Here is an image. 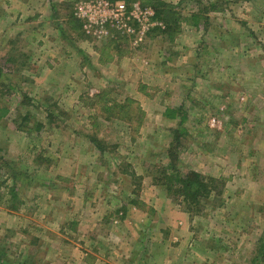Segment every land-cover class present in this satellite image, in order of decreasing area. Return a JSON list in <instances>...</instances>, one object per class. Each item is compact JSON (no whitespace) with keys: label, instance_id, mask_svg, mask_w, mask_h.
<instances>
[{"label":"rangeland","instance_id":"obj_1","mask_svg":"<svg viewBox=\"0 0 264 264\" xmlns=\"http://www.w3.org/2000/svg\"><path fill=\"white\" fill-rule=\"evenodd\" d=\"M0 71V264H264V0H0Z\"/></svg>","mask_w":264,"mask_h":264},{"label":"trees","instance_id":"obj_2","mask_svg":"<svg viewBox=\"0 0 264 264\" xmlns=\"http://www.w3.org/2000/svg\"><path fill=\"white\" fill-rule=\"evenodd\" d=\"M162 13L163 11H157L156 18L162 20L163 18L160 17ZM5 63H9V60L5 61ZM1 73L2 71H0V75ZM7 114L8 110L0 107V120L6 117ZM165 116L171 120L179 118L180 125H183L186 120V116L184 115V112H182V110L179 111L167 109L165 112ZM18 175H21L20 171ZM167 188L170 190L176 188L180 196L185 201L190 202H199L203 198H208L214 191L213 187L206 182V179L203 176L194 172L185 175L181 173L179 174L178 172L172 173L168 177ZM11 196L14 202L19 200V196L18 194H16L15 190H12ZM262 241L263 244L261 247H264V236L262 237Z\"/></svg>","mask_w":264,"mask_h":264},{"label":"built area","instance_id":"obj_3","mask_svg":"<svg viewBox=\"0 0 264 264\" xmlns=\"http://www.w3.org/2000/svg\"><path fill=\"white\" fill-rule=\"evenodd\" d=\"M110 5L106 4L105 8H109ZM152 13L140 12L138 15H135L136 21L140 22L143 28H149L151 26L150 20L152 19ZM126 8L125 5L118 3L115 6V10L113 11L110 20L111 23L117 27L121 26V22L127 19Z\"/></svg>","mask_w":264,"mask_h":264}]
</instances>
